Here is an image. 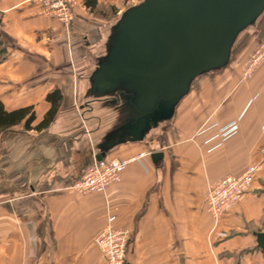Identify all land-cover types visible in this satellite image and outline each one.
I'll return each mask as SVG.
<instances>
[{
  "label": "crops",
  "instance_id": "crops-1",
  "mask_svg": "<svg viewBox=\"0 0 264 264\" xmlns=\"http://www.w3.org/2000/svg\"><path fill=\"white\" fill-rule=\"evenodd\" d=\"M84 1L75 0L67 29L28 0H0L4 109L31 107L34 127L50 108L46 97H61L46 128L18 125L0 134V264H103L94 238L108 218L129 234L125 264H264L254 237L263 232L257 180L264 163L217 223L205 205L210 183L261 164L264 94L244 109L264 84V66L238 81L242 70L228 68L230 56L224 68L192 82L171 118L134 139L126 130L136 113L125 92L98 94L91 86L116 21L97 18ZM124 2L96 0L119 10ZM230 126L235 131L223 139ZM156 152L161 157L153 161ZM142 153L105 192L73 189L97 155L102 161Z\"/></svg>",
  "mask_w": 264,
  "mask_h": 264
},
{
  "label": "water",
  "instance_id": "water-1",
  "mask_svg": "<svg viewBox=\"0 0 264 264\" xmlns=\"http://www.w3.org/2000/svg\"><path fill=\"white\" fill-rule=\"evenodd\" d=\"M263 13L264 0H142L112 26L91 86L98 94L125 92L136 113L126 133L139 139L171 118L197 77L228 64L240 33ZM254 237L264 255V232Z\"/></svg>",
  "mask_w": 264,
  "mask_h": 264
},
{
  "label": "built area",
  "instance_id": "built-area-1",
  "mask_svg": "<svg viewBox=\"0 0 264 264\" xmlns=\"http://www.w3.org/2000/svg\"><path fill=\"white\" fill-rule=\"evenodd\" d=\"M28 1L37 6L40 15L53 17L66 27L73 21L74 0ZM261 64L264 65V39L259 41L256 49L249 56L244 68V76L248 77L255 67ZM234 131L235 126L224 128L221 137L225 139ZM145 155L142 153L127 159L110 158L94 162L85 168L79 180L74 183L73 189L82 195L93 192L103 193L110 185L120 181L129 163L141 160ZM258 170L257 165H250L238 175H226L207 186L206 211L215 223L245 197ZM112 221L113 218H108V224L94 238V244L100 251L103 264H124L129 234L122 228H113Z\"/></svg>",
  "mask_w": 264,
  "mask_h": 264
},
{
  "label": "rangeland",
  "instance_id": "rangeland-1",
  "mask_svg": "<svg viewBox=\"0 0 264 264\" xmlns=\"http://www.w3.org/2000/svg\"><path fill=\"white\" fill-rule=\"evenodd\" d=\"M140 1H142V0H128V2H124L122 7L120 8V10L117 7L111 6V5L98 6L97 12L94 15L97 18H100L102 21L115 22L119 18L121 12L123 10H125L128 5L130 6V5H133L135 3H139ZM74 7H75V0H74V5H73V20H74ZM72 22L70 23V25L68 27L64 26L62 23L61 24L65 28L69 29ZM262 36L264 37V13L259 17V19L256 21V23L254 25H252L251 27H249L246 30H244L243 32H241L235 41L234 47L232 49V55H231L232 58H231L230 64L228 65V68H230V69L237 68L238 70L239 69L242 70L241 76L238 79V81L239 80H242V81L247 80L250 76H252V73L254 72V70H256L259 66L260 67L264 66L263 64H261V65L255 67V69L250 73V75L248 77L244 76V68H245V65L247 63V60H248L249 56L254 52V50L256 49V47L258 45V44L255 45L256 41L258 39H260ZM263 39L264 38H262L261 40H263ZM234 83H236V82H234ZM233 85L234 84H231V86H229V88H228V90H229L228 100L232 96V92L235 90L234 89L235 86H233ZM263 94H264V84H262L260 86V89L253 94V96L249 99V102L247 101V104H246L244 111L246 112L248 103L251 104V102L253 100H256L258 97H261ZM262 100H264V98ZM258 155L260 156V158H262L261 164L258 166L259 170L261 171L262 163H264V146L260 147ZM257 174H258V172H257ZM257 181H259L258 183L261 185V191L262 190L264 191V171H263V175H260V178ZM260 227H261L260 228L261 231L264 232V222L261 223Z\"/></svg>",
  "mask_w": 264,
  "mask_h": 264
},
{
  "label": "trees",
  "instance_id": "trees-1",
  "mask_svg": "<svg viewBox=\"0 0 264 264\" xmlns=\"http://www.w3.org/2000/svg\"><path fill=\"white\" fill-rule=\"evenodd\" d=\"M84 5L91 13L95 14L97 12L96 0H85ZM46 99L50 104V108L40 123L34 127L31 126L35 119L34 112L31 107L21 108L14 111H6L0 101V134L18 125H22L24 130L34 129L36 131H40L46 128L52 122L58 110L61 97L57 91H54L49 94Z\"/></svg>",
  "mask_w": 264,
  "mask_h": 264
}]
</instances>
